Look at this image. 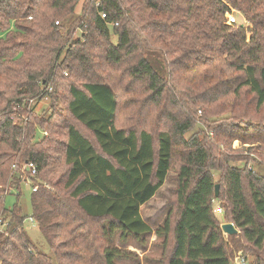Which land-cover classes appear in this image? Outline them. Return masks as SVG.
<instances>
[{
  "label": "trees",
  "instance_id": "trees-1",
  "mask_svg": "<svg viewBox=\"0 0 264 264\" xmlns=\"http://www.w3.org/2000/svg\"><path fill=\"white\" fill-rule=\"evenodd\" d=\"M263 1L99 0L96 7L97 0H83L76 14L79 0H0V264L127 259L113 239L144 242L152 230L140 209L174 166L176 218L155 232L167 249L164 264H231L229 241L250 247L253 264H264V177L231 166L219 148H264V125H223L212 113L242 96H252L255 113L264 108ZM230 9L250 26L228 25ZM61 80L68 82L63 129L35 113L37 102L55 100ZM133 89L159 109L156 126L131 125L130 117L117 126ZM198 112L206 132L195 131ZM26 162L39 182L31 219L52 256L38 253L24 231L17 204L23 174L12 166ZM13 189L19 193L8 209ZM214 201L236 230L227 241Z\"/></svg>",
  "mask_w": 264,
  "mask_h": 264
},
{
  "label": "rangeland",
  "instance_id": "rangeland-1",
  "mask_svg": "<svg viewBox=\"0 0 264 264\" xmlns=\"http://www.w3.org/2000/svg\"><path fill=\"white\" fill-rule=\"evenodd\" d=\"M83 0H79V4L76 7L75 13L78 14ZM262 10L264 9V1L262 5ZM231 16L235 19L236 26L243 25L246 28L249 27L247 19L241 12H238L234 9H230V13L226 15ZM111 30V29H110ZM78 34V33H77ZM74 37L76 39L77 37ZM111 41L116 42V38L112 37ZM115 86V85H114ZM114 90H118V87H114ZM55 94L53 95L55 100L49 99L37 102V107L35 113L39 117H43L44 120H48L51 125L59 126L60 128L64 127L66 123V104L68 99V82L61 80L59 81L58 86H56ZM146 94H144L142 89H133L131 95L128 96L132 100L133 104L129 107L123 109L119 113V120L117 126H123L124 118L130 117V124H137L140 121V124L147 123V126L152 128L153 125L156 126V119L159 116V109L150 107L147 102H144ZM250 97L242 96L240 102L233 103L231 100L226 101L225 105L215 107L212 110L213 114L219 115L221 121L225 122L223 125H226L228 122L243 124L246 126L251 124L250 120L260 122L264 125V108L261 109L258 113H255L254 110H251ZM36 101L30 102V105H34ZM253 105V103H251ZM246 110V115L241 118L243 112ZM202 114L199 112L196 114V128L195 131L203 130L207 131L202 122H200ZM249 117V118H248ZM200 118V119H199ZM123 120V121H122ZM214 121L213 119H211ZM227 121V122H226ZM127 123V124H129ZM75 126L84 134L88 135L83 128L76 125ZM139 127V126H138ZM63 129V128H62ZM191 135V132L185 135V138H188ZM38 136L42 137V133L39 131ZM61 140V139H60ZM221 145V144H220ZM220 151L226 153L232 162L231 166L238 168H246L252 170L264 177V148L259 147L258 145H241L239 142H233L230 145V149L227 151L223 149V146H220ZM177 167L174 166L173 169L168 173L167 180L164 182L163 186L160 188L158 193L146 204H144L140 209V214L143 221L151 228L152 232L144 236V242L140 243L135 241L132 238H129L125 244L119 242L118 237L116 236L113 239L112 246L117 249L124 251L130 254V257L123 260L116 261V264H164L165 255L167 254V249L164 250L162 239L157 237L155 232L158 228L163 226L164 221L167 217L170 216L171 222L176 218V213L178 211V204L176 199V188H177ZM213 178L215 185L218 186V194L220 192L219 184V173L213 172ZM39 183V182H37ZM20 197L17 202L18 206L21 208L23 215L25 216L24 221V231L27 234V237L32 245V247L40 254L45 256H52L49 249L48 243L40 233L37 223L31 219V185L29 182H20ZM18 190L13 189L9 192V195L5 199V206L8 209H13L16 204V196L18 195ZM220 207L218 201L213 202V210ZM215 216L220 221V223H225L223 220V210L220 214L215 213ZM227 223V222H226ZM229 224V223H227ZM1 228V227H0ZM233 231L231 234L224 233L223 235L226 239L229 236L236 234V230L232 225ZM2 229V228H1ZM222 230V229H221ZM243 245V244H241ZM238 246V244H237ZM228 255L231 264H242L239 263L241 259L245 261L244 264H253L254 256L253 249L248 246H244L240 249H237L236 246H233L232 243L228 242ZM170 249V247H169ZM63 250V249H62Z\"/></svg>",
  "mask_w": 264,
  "mask_h": 264
},
{
  "label": "built area",
  "instance_id": "built-area-1",
  "mask_svg": "<svg viewBox=\"0 0 264 264\" xmlns=\"http://www.w3.org/2000/svg\"><path fill=\"white\" fill-rule=\"evenodd\" d=\"M99 0H97L95 6L98 7L99 6ZM99 17L101 20H106L107 19V15L105 12H99L98 13ZM30 19V18H28ZM227 24L228 25H234L235 24V19L231 16H228L227 18ZM55 25H58V22H55ZM117 26V23H112L110 24V28ZM83 33V32H81ZM64 76H66V74L64 73ZM46 92L51 93L52 92V88H46L45 89ZM45 100H48L47 97L44 98ZM32 102V101H31ZM13 170H17L20 173H22L23 175L20 178V180L23 182H29V184L31 185V191L32 192H36L37 191V187H38V183L37 181L34 182L36 176H37V169L36 166L33 163H24V164H20V165H13L12 166ZM28 174V175H26ZM28 176V178L24 177V176ZM215 213L220 214L221 213V209L217 208L214 210ZM239 263L244 264L245 261L243 259H241V261H239Z\"/></svg>",
  "mask_w": 264,
  "mask_h": 264
},
{
  "label": "water",
  "instance_id": "water-1",
  "mask_svg": "<svg viewBox=\"0 0 264 264\" xmlns=\"http://www.w3.org/2000/svg\"><path fill=\"white\" fill-rule=\"evenodd\" d=\"M214 192H215L214 193L215 197H217L218 196V186L217 185H215L214 187ZM221 229L224 233H229V234H231L233 231L232 225L222 226Z\"/></svg>",
  "mask_w": 264,
  "mask_h": 264
},
{
  "label": "crops",
  "instance_id": "crops-1",
  "mask_svg": "<svg viewBox=\"0 0 264 264\" xmlns=\"http://www.w3.org/2000/svg\"><path fill=\"white\" fill-rule=\"evenodd\" d=\"M226 225H231V224H227L226 222L224 223H221V226L220 227H222V226H226Z\"/></svg>",
  "mask_w": 264,
  "mask_h": 264
}]
</instances>
